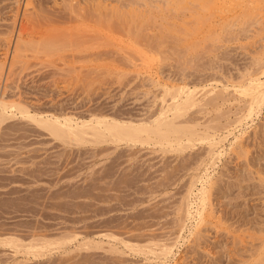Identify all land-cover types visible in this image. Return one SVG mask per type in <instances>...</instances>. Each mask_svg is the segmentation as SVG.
<instances>
[{"label":"rangeland","instance_id":"1","mask_svg":"<svg viewBox=\"0 0 264 264\" xmlns=\"http://www.w3.org/2000/svg\"><path fill=\"white\" fill-rule=\"evenodd\" d=\"M219 4L220 0H0V63L5 65L0 66V96L36 115L150 121L162 106L160 88L137 76L125 60L127 56L133 61V50L143 48L147 55L154 53L149 69L159 72L163 81L191 88L215 84L218 90L238 85L235 82L245 84L259 73L264 58V0H242L240 8L222 14L224 25L210 15ZM255 15L263 22H250ZM40 35L60 41L59 51L36 50L46 37ZM123 35L127 37L120 39ZM18 37L27 47L14 60ZM90 67L97 71L92 73ZM237 95L225 92L231 101L221 106L207 99L179 120L199 123L196 128L207 127L213 136L231 135L223 142L222 157L208 169L213 218L202 226L197 240L189 239L187 226L175 249L176 264H264V255L257 252L264 248V105L254 110L248 126L238 125L234 120L248 98ZM7 117L0 122V242L7 237L24 244L34 238H67V245L35 257L0 243V264L158 262L153 255L156 244L178 235L181 201L191 179L204 171L201 163L208 149L203 143L179 151L110 142L67 146L21 115ZM239 131L245 152L237 154L229 143ZM87 244L97 248L86 249ZM129 246L140 249L132 252Z\"/></svg>","mask_w":264,"mask_h":264},{"label":"bare ground","instance_id":"2","mask_svg":"<svg viewBox=\"0 0 264 264\" xmlns=\"http://www.w3.org/2000/svg\"><path fill=\"white\" fill-rule=\"evenodd\" d=\"M220 2L222 5L219 4L220 6L215 7L214 8V10H216L215 12L214 11H213V13H211L212 11L209 12V13H211L210 15H213L214 18L217 19L215 21L216 24H220L224 20V18L222 16L223 13L225 14V12L229 11L231 8L234 9L233 7H236V6H238V7H236L237 9L240 8L239 3H241L242 0H220ZM244 5H245V2H244ZM243 8L247 9V6L243 7ZM244 10L245 9H242L241 15H243ZM247 10H249V9H247ZM246 13L249 14L248 11H246ZM246 13H245L244 17H249V15L251 16V14L246 16ZM194 14H196V13H194ZM207 16H209V15H207ZM258 16H259V14H258ZM255 17H256V15L253 17V19H255V20H252V17H251L250 22L253 23L260 18L259 17L256 20ZM206 20L208 21L210 19L207 17ZM206 20H205V22H206ZM248 20H250V19H248ZM259 20H260V22L262 21L261 19H259ZM258 24H260V23H258ZM100 25L101 24H99V26ZM220 25H224V24H220ZM99 26H98V28H99ZM107 26H110V25H107ZM107 26H106L105 30H107V28H108ZM89 29L93 30L94 28H89ZM110 29H111V27H109V30ZM21 31L23 33L24 32L26 33V30L23 31V29H22ZM29 31H32V30H29ZM22 32H20V33H22ZM92 32H94V31H92ZM106 32H108V30ZM99 33H101V32H99ZM109 33H110V31H109ZM126 34H128V33H126ZM25 35H27V34H25ZM46 35H44V36H46ZM97 35H98V33H97ZM31 36H33V35H31ZM42 36L40 35L41 38H42ZM47 36L42 38L44 40H41V38H40L41 41L38 42L36 50H39L41 53H45V54H48V53L50 54L53 51H55V53L58 52L59 48L58 49L56 48V46H58V44H57L58 40H57V42L54 43V41L49 39V38H51V39H53V38L52 37L47 38ZM92 37H94V36H92ZM126 37H127V35L126 36L123 35V37L120 36V39L121 38L124 39ZM128 37H130V35H128ZM56 39H58V38L57 37L54 38L55 41H56ZM102 39L100 38V40H102ZM136 39L137 38H135L134 41ZM105 40H107V39H105ZM127 40L128 39H126V41ZM29 41L31 42V40H29ZM34 41H36V40H34ZM102 41H104V40H102ZM115 41H118V40H115ZM30 42H28V43H30ZM33 42H31V43H33ZM119 42H121V41H119ZM119 42H117V43H119ZM138 42H137V44L139 45L140 42L139 43ZM58 43H60V41ZM125 45H126V43H125ZM60 46H62V45H60ZM130 46L133 49L135 48L133 44ZM135 46H136V41H135ZM140 46H141V48H143L142 44ZM24 47H27V43H25L24 41H22L21 38H19V40L15 44L14 49L12 47V49L14 50V51H12L14 53V55H13V53L11 55L13 56L14 60H19V58L22 57L20 55V53ZM28 47L33 48L32 51L35 48V47H32L31 44H29ZM116 47H120V46H116ZM125 47L127 49L129 48L128 45ZM137 48H139V46ZM26 49H28V48H26ZM115 49L117 50L119 48H115ZM120 49L123 50L124 48L120 47ZM120 49L117 50V51H119V53L121 52ZM127 49H125V52ZM143 49H141V50H143ZM36 50H35V54L37 53ZM129 50H127V51H129ZM141 50H140V52H141ZM133 51L137 52V54L140 53L139 51H137L135 49ZM133 51H131V52L129 51V52L132 53ZM143 51L145 53L142 52V54H140V59H138L139 60L138 62H137V59L134 62L136 55H137L134 52L133 53L135 54L134 55L135 58L131 54V56L134 59L133 61L130 59L131 57L129 58L127 56H125L126 57L125 60L127 61L130 69L131 70L133 69V71L135 72V74L137 76H143L146 79L148 78L152 82L151 84L152 85L154 84V87L156 86L157 88H160V91L162 94L161 95L162 106H161L158 114L156 115V117H154V119H152L150 121L135 122L132 120H122V119L118 120L116 118L107 117V116H100V117L93 116L90 119H87V120L81 119L79 121V120H76L70 116L60 117L59 115L57 116V115H53V114L36 115V114H32L28 110V108L21 105L20 103H18L16 101L15 102L14 101L9 102L0 96V122L2 120H6L5 118H8L7 116L11 117V116H14L16 114L21 115L22 118L24 117L25 119L27 118L28 120L35 122L36 123L35 126H38V128L45 130L47 132V134H49L50 137H53L57 141H60L62 144H65V145L67 144V146H72V145H81L82 146L84 143H88L90 145V142L95 143V144L103 143V142H106V143L110 142L112 144L113 143H116V144L117 143H120V144L126 143V144H130V145L147 144V145L157 146L160 149L168 148V150L172 147H176L177 150L179 151L180 149H183L185 146L191 145L194 142L203 143L208 149V157L206 159H204L201 163L202 167H204V171H202V173L196 175L195 177H193L191 179L190 184L187 187L186 194L181 201V207H179L180 209L178 211H180L182 213V217L181 218L178 217L179 218L178 219L179 230L177 231L178 235L173 240H171L169 242H165V243H162L160 245L156 244L157 245V249H156L157 252L153 251V255H154V259H156L158 261L157 263H153V262H149V261H147V263H145V264H176L177 260L175 257V255H176L175 249L178 248L179 241L182 240L183 233L185 232L187 226L190 225V228L187 230L189 239L197 240L201 236L202 226L210 223V220H211L210 218L211 217L213 218L212 213H211V209H210L211 184H209L210 179H209L208 169L211 167H214L216 160H218L222 157V155L224 153L223 142L226 140L228 135H231L230 133H226V135H224V136H220V135L219 136H215V135L213 136L207 130V127H206V129H203V130L201 128H196L197 126H199V123L198 124H193V123L189 124L190 121L188 120V123L183 124L179 120H180V118H182L187 113L188 110H190L192 108L195 109L196 107L200 106L207 99L209 101H211L212 104H215V102H216V104L219 103L220 105H218V106H221L222 104L231 101V100L226 99L227 97L225 98V92H226L227 94L232 93L233 96L238 94L237 96H245L246 98H248V104H246L247 100L244 101V102H246L244 104H246L247 107L244 108V111L238 117H236V119L234 120V123H237L238 125L248 126L249 122H252V115H253L254 110L255 109L259 110L264 105V58L262 56L263 62L262 63H261V61L259 62L261 64V66L259 67L260 68L259 73L257 72L258 73V74L256 73L257 75L254 74V76L248 77V80L246 81V83L244 82L245 84H243V82H242V81H244V79H245L244 78L243 80H241L242 84H240V85L238 82H235L238 85L233 84V85H231V88H229V86H227L223 89L218 90V87L215 84L214 85L213 84L204 85V86H201L200 88H198V87L191 88L184 83L183 84L170 83V82H168L169 79L168 80L165 79L166 81H163L161 79L162 77L160 76L161 77L160 78L158 76L159 72L158 73L154 72V71L152 72V70L149 69V67H150L149 64L152 61H154L153 57H152V56H154V53L152 54L151 53L152 51H151L150 52L151 54L148 53L149 55H151V56H149L146 54L147 53L146 50H143ZM29 52H30V49H29ZM126 53H125V55H126ZM127 55L130 56V54H127ZM157 55H158V53H157ZM260 57L261 56H259V58ZM4 58H5V55H4ZM2 62L0 63V66L2 65ZM14 63H16V61ZM102 65L103 64H101V66ZM128 65H125V66L127 67ZM151 65H152V63H151ZM4 66H1V67L4 68ZM115 67H112V68H115ZM2 68H1V71L3 70ZM95 68H93V69L91 68L90 69L91 72H92V70L97 71V68L96 69ZM98 70H100V69H98ZM113 70H111V71H113ZM116 71H118V70H116ZM130 72H132V71H130ZM98 73L96 75H98ZM100 73L102 74V72H100ZM106 73H108V72H106ZM106 73H103V74L106 75ZM115 73H117V72H115ZM80 74H81V72H80ZM86 74H84V75H86ZM242 78H243V76H242ZM229 90H231V93L229 92ZM167 97H168V100H167ZM245 97H243L244 100H245ZM234 98L237 99V97H234ZM204 104H207V103H204ZM242 135H243V132L239 131V133L237 135L236 134L233 135V137H232L233 141H231L229 143V145H230L229 149L231 151L233 150V152H235L236 150H239L237 152V154L239 152H242V150H243V145H242V141H241ZM117 145H119V144H117ZM244 152L245 151L243 150V153ZM196 183L200 184V188H198V189L196 188ZM196 190H197V193H195ZM0 243L4 244V246L8 245L11 248H13L15 250L14 251L15 253L19 250H23V251H25L26 254H30V255L35 256V257H37V256L39 257L41 255L46 254V252L50 251L52 249V247L57 248V247H62L64 245H67V238H60V239H56V240H49V239H44V238H42V239L34 238L29 243L24 244L15 237H7L5 239H2ZM89 245L90 244L85 245L86 249L97 248V247H92V245L91 246H89ZM151 246H150V248H151ZM129 247L131 248V251H132V249H134L132 252L140 249L138 246H129ZM146 247L147 246H145L144 248L147 250ZM262 247H264V245ZM141 249H142V247H141ZM260 249H262V251ZM142 250H144V249H142ZM152 250H154V249H152ZM152 250H151V254H152ZM263 251H264V248L260 247L257 252L258 253L262 252L261 255H264ZM142 254L144 255V252H142ZM151 254H149V255H151ZM257 255L258 254L256 253L255 257ZM258 257L259 258L263 257L261 259L262 260L264 259V256H261V257L258 256ZM261 259L256 260V261H258V262L262 261ZM243 262L246 263L248 261H243ZM255 263H257V262H255ZM260 264H261V262H260Z\"/></svg>","mask_w":264,"mask_h":264}]
</instances>
